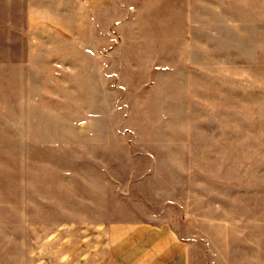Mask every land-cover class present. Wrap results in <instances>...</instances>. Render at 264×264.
<instances>
[{"label": "rangeland", "instance_id": "obj_1", "mask_svg": "<svg viewBox=\"0 0 264 264\" xmlns=\"http://www.w3.org/2000/svg\"><path fill=\"white\" fill-rule=\"evenodd\" d=\"M156 6L0 0V264H111L127 223L264 264V0Z\"/></svg>", "mask_w": 264, "mask_h": 264}, {"label": "crops", "instance_id": "obj_2", "mask_svg": "<svg viewBox=\"0 0 264 264\" xmlns=\"http://www.w3.org/2000/svg\"><path fill=\"white\" fill-rule=\"evenodd\" d=\"M144 8L153 0H136ZM227 0H171L173 11L184 12L187 26H204L213 6L220 8ZM158 5L164 0H155ZM129 9L134 7L129 4ZM127 8V9H128ZM122 231L119 243L114 244L111 264H196L191 259L190 245L179 239L177 233L166 224L127 223L118 228Z\"/></svg>", "mask_w": 264, "mask_h": 264}]
</instances>
